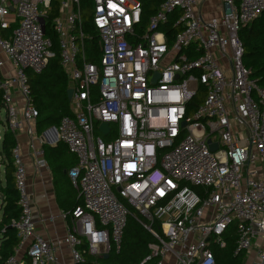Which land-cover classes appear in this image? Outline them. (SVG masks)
Wrapping results in <instances>:
<instances>
[{
  "label": "built area",
  "instance_id": "1",
  "mask_svg": "<svg viewBox=\"0 0 264 264\" xmlns=\"http://www.w3.org/2000/svg\"><path fill=\"white\" fill-rule=\"evenodd\" d=\"M52 1L0 0V31L8 33L0 52L12 69L0 60V103L4 132L14 136L36 138L26 71L41 72L55 55L44 28ZM111 2L117 9L91 0L86 20L81 0H62L52 20L72 89L71 115L55 132L76 158L67 172L81 199L66 235L73 263L83 264L84 253L118 254L133 208L155 239L138 264H216L213 248H225L230 228L234 254L255 247L254 264H264V88L243 64L239 36L264 0H162L145 25L140 0ZM42 155L34 152L38 168ZM11 158L20 213L6 264H56L35 233L18 144Z\"/></svg>",
  "mask_w": 264,
  "mask_h": 264
},
{
  "label": "trees",
  "instance_id": "2",
  "mask_svg": "<svg viewBox=\"0 0 264 264\" xmlns=\"http://www.w3.org/2000/svg\"><path fill=\"white\" fill-rule=\"evenodd\" d=\"M144 6L143 25L152 15L162 0H140ZM85 19H89L91 0H81ZM57 3H51V9L45 19V35L53 41V52L55 55L48 59L46 66L39 73L27 70V82L30 89L29 104L37 111L36 130L41 133L44 129L56 127L63 116L71 115L66 91L70 88L69 80L60 65L57 49V38L52 29V20L57 16ZM264 13V12H263ZM169 29V30H168ZM165 29L167 37L171 38L173 33L170 28ZM92 34L93 30H89ZM0 36L5 38L8 33L0 31ZM240 40L244 47L243 64L250 68L253 77L258 80L260 87L264 88V14L260 15L249 25L240 31ZM95 40V36L93 37ZM96 44L97 42H93ZM198 100L191 103L195 106ZM1 108V103H0ZM191 114V110L189 111ZM14 135L9 131L3 133L1 153L6 165V187L3 192L2 214L0 220V264H6L7 259L14 254L18 245V238L14 229L10 228V222L19 216L20 210L17 206V193L14 187V167L11 158V149L15 146ZM61 144V143H60ZM45 152L54 151L52 148H45ZM5 203V204H4ZM81 204V201L79 205ZM131 217L122 236V248L118 254L114 251L108 253V257H93L87 253L83 254V264H138L148 253L149 246L155 243L154 237L143 227L146 224L135 209L130 208ZM137 219V220H136ZM155 233L161 236L158 225H152ZM225 248H213L216 264H242L243 254H234L235 233L233 228L229 229L225 237ZM84 246L83 248H85Z\"/></svg>",
  "mask_w": 264,
  "mask_h": 264
},
{
  "label": "crops",
  "instance_id": "3",
  "mask_svg": "<svg viewBox=\"0 0 264 264\" xmlns=\"http://www.w3.org/2000/svg\"><path fill=\"white\" fill-rule=\"evenodd\" d=\"M0 60L5 63L3 71L11 72V66L2 52H0ZM35 135L36 138L32 139L25 130H22L14 136L16 144L20 146L26 168L35 233L50 243L56 264H75L71 259L66 235L71 222V212L81 201L78 190L71 185L67 176L68 170L76 164V158L63 144L56 141L55 127L38 133L35 124ZM2 138L3 135L0 137V148ZM45 148H52L54 151L48 153L44 151ZM37 150L43 152L42 159L45 161L43 168L35 166L34 152ZM6 165L7 162L0 149V217L3 192L6 187ZM23 253L22 250L19 255ZM256 258V248L253 247L244 255L242 264H254ZM164 264H173V262L168 257Z\"/></svg>",
  "mask_w": 264,
  "mask_h": 264
},
{
  "label": "water",
  "instance_id": "4",
  "mask_svg": "<svg viewBox=\"0 0 264 264\" xmlns=\"http://www.w3.org/2000/svg\"><path fill=\"white\" fill-rule=\"evenodd\" d=\"M66 97H67V101L70 102L71 97H72V89H68V90L66 91ZM183 125H184V123H183ZM98 130H99L102 134L106 135V133H107V131H108V124H107V123H102V124H100L99 127H98ZM209 149H210L211 152H215V151L217 150V146H216L215 144H210V145H209ZM10 228H11V227H10ZM107 257H108V254L104 255V258H105V259H106Z\"/></svg>",
  "mask_w": 264,
  "mask_h": 264
},
{
  "label": "rangeland",
  "instance_id": "5",
  "mask_svg": "<svg viewBox=\"0 0 264 264\" xmlns=\"http://www.w3.org/2000/svg\"><path fill=\"white\" fill-rule=\"evenodd\" d=\"M56 1V3H57V5H59V3L62 1V0H55ZM58 7V6H57ZM214 14V13H213ZM216 15L217 14H219V12L218 11H216V13H215ZM262 14H264V13H262ZM261 14V15H262ZM5 112H4V110L3 109H1L0 108V137H2V135H3V133H4V128H3V126L5 125ZM1 218V217H0Z\"/></svg>",
  "mask_w": 264,
  "mask_h": 264
},
{
  "label": "snow or ice",
  "instance_id": "6",
  "mask_svg": "<svg viewBox=\"0 0 264 264\" xmlns=\"http://www.w3.org/2000/svg\"><path fill=\"white\" fill-rule=\"evenodd\" d=\"M108 7H109V8H112V9H117V5L114 4V3H112L111 0H109ZM119 10H120V11H123V9H119ZM137 95H138V94H137ZM173 111H175V109H173ZM125 167H126V168H134V165L126 164ZM134 187H135V185H134ZM158 191H160V190L158 189Z\"/></svg>",
  "mask_w": 264,
  "mask_h": 264
}]
</instances>
